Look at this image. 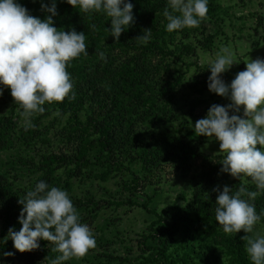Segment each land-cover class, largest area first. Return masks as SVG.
<instances>
[{"label":"trees","instance_id":"trees-1","mask_svg":"<svg viewBox=\"0 0 264 264\" xmlns=\"http://www.w3.org/2000/svg\"><path fill=\"white\" fill-rule=\"evenodd\" d=\"M43 2L49 3V0ZM131 2L134 5L135 22L121 33L117 41L108 32L111 25L106 14L84 13L79 8L74 9L65 0H57L54 26L65 31L74 28L78 32H85L88 55L71 60L66 69L73 81V90L69 95L74 93V98L65 97L62 102L45 104V112L34 114L31 118L34 127L15 125L13 106L20 104L14 102L7 86L0 85L3 101L12 103L8 115L0 116V241L7 228L13 227L18 231L21 227L17 218L23 205L18 200L40 180L66 190L82 222L94 218L98 211L106 207L103 203H109V200H97L90 191H86L83 197L74 195L72 192L76 180L83 181L87 176L105 182L109 173H122L127 159L132 164L142 163L144 169L148 163L167 160L184 170L192 168L195 154L191 147L176 136L177 132L172 133L171 128H166L172 115L170 112L175 108L172 99L174 83L147 78L146 75L157 68L146 71L143 62V56L148 52L167 56L173 54L174 35L166 30L168 21L163 15L167 0ZM19 3L33 16L43 19L48 15L41 10L40 0H19ZM217 7L209 0L206 16L215 19ZM204 22L205 18L199 27L206 31L211 22ZM92 25H95L94 30ZM147 28H151V39L143 44L138 36L143 35ZM216 32H210L209 35L213 37ZM119 47L136 49L137 52L134 57H125L114 63L116 59L111 52ZM179 47V55L183 54L184 49L192 53L194 50L187 43H179ZM100 52L105 54V59L100 58ZM54 112L59 118L69 115L74 120V125L63 133L65 143L72 151H49L36 158L29 150L39 140H46V134L56 118H52L50 126L44 121ZM80 114L83 115L82 121L79 119ZM145 123L149 126L142 128ZM154 130L158 132L156 143L143 137L145 131L153 134ZM192 133L190 130L186 134ZM2 154L9 157L2 159ZM99 164H102L103 170L94 172V166ZM26 170L31 174L23 181V171ZM214 175L212 169L203 168L192 174L190 198L184 207L172 214L159 213L156 220L150 223L151 237L154 238L153 244L147 245L151 251L147 258L150 264H252L246 253L248 234L243 230L235 234L225 233L215 220L216 193L212 189L218 186V182ZM131 181L128 180L129 185L126 187L133 185ZM226 185L234 189L244 185L249 191H257L251 178L243 175L239 179L233 177ZM130 201L134 200L129 194L120 196L116 204ZM252 202L258 214L264 212V193L257 195ZM260 223H264V216ZM47 242L41 240L43 245ZM12 247L11 239L0 242V255L12 252ZM54 247L48 242L45 253L55 255L58 251H54Z\"/></svg>","mask_w":264,"mask_h":264},{"label":"clouds","instance_id":"clouds-1","mask_svg":"<svg viewBox=\"0 0 264 264\" xmlns=\"http://www.w3.org/2000/svg\"><path fill=\"white\" fill-rule=\"evenodd\" d=\"M84 13L102 12L110 18L109 34L119 41L123 31L135 22L131 0H65ZM209 0H167L163 11L168 23L166 30L198 27L208 12ZM57 0L44 3L43 19L33 16L19 0H0V85L7 86L14 102L22 111V126L34 127V114L45 112V104L62 102L73 90V81L66 70L69 62L87 56L85 32L74 28L65 31L54 26ZM93 30L95 25L91 26ZM141 43L151 39V28L138 36ZM100 58L105 59L103 52ZM237 61L223 48L206 67L208 90L230 103H213L203 118L194 124L196 135L215 138L224 153L220 169L234 178L250 177L257 191L244 185L234 189L224 185L214 187L216 193L215 220L223 231L235 234L243 230L253 233L264 212L257 213L255 197L264 193V59H250L245 70L239 71L226 83L222 74ZM3 89L0 88V94ZM242 110L243 115H238ZM231 112V114H230ZM18 216V231L10 227L0 242L11 239L19 252L32 251L45 240L61 253L51 264H62L72 257L81 258L96 246L91 228L81 222L80 214L66 190L37 182L23 198ZM246 253L252 264H264V235L247 238ZM5 252V256L13 255Z\"/></svg>","mask_w":264,"mask_h":264},{"label":"rangeland","instance_id":"rangeland-1","mask_svg":"<svg viewBox=\"0 0 264 264\" xmlns=\"http://www.w3.org/2000/svg\"><path fill=\"white\" fill-rule=\"evenodd\" d=\"M211 1L218 7L214 13L215 19L210 16L205 17L204 24L207 21L211 22L206 31L199 26L174 30L171 32L174 35L172 44H175L172 48V55L148 52L143 56L146 71L150 69L153 71L157 68L155 72L146 75L147 78H151L152 81L158 79L174 83L172 99L175 102V108L170 112L172 115L166 128H171L172 133L177 132L176 136L191 147L195 154L192 168L184 170L183 167H176L171 160H167L160 163H148L144 169L142 163L132 164L127 159L122 173H109L105 182L87 176L83 181L76 180L72 192L74 195L83 197L86 191H90L97 200L99 198L104 199V202L109 200V203H103L106 207L98 211L94 218L82 221L91 228L96 246L90 249L85 256L72 257L63 261L62 264H150L147 258L151 251L147 245L154 242V238L151 237L150 223L156 220L159 213L172 214L178 208L184 207L190 198L192 174L202 168L212 169L218 186L228 184L233 178L230 174L220 171L224 153L219 150V141L204 135H196L194 124L206 115L213 103L220 105L230 103L226 97L210 92L207 87L210 70L206 67L216 58L221 49L227 48L237 61L222 74L226 83H229L236 73L245 70V63L250 59H264V0ZM210 32H216V35L211 37ZM179 43L189 44V47L194 48L193 53L184 49L183 54L179 55L181 51ZM123 49L125 48L112 49L115 51L114 54L113 51L111 52L116 59L114 63L125 57H134L137 52L136 49H125L126 52ZM9 108H12V103L3 101L0 95V116L8 115ZM13 110L15 125H22L21 106H13ZM237 114L243 115L242 110ZM82 116V114L79 115L81 121ZM52 120L53 125L46 134V140L44 142L39 140L29 150V153L35 155L36 158L41 153L49 151L64 153L72 151L71 147L65 143L63 133L74 125V120L69 115L59 118L54 112L44 122L49 123L50 126ZM147 126L149 125L145 123L142 128H147ZM190 130L193 132L192 135L186 134ZM150 132L145 131L143 137L156 143L158 132L156 133V130L153 134ZM1 157L7 159L9 156L2 154ZM102 164L94 166V172L101 169ZM30 174L28 170L23 171V181L27 180ZM128 180H133L131 182L134 186L126 187ZM142 181L145 184L140 185ZM242 181L246 182L243 178ZM129 194L133 202L116 204L120 196ZM138 204H145V206ZM8 229L3 232L2 238L5 237ZM257 234L264 235V223L258 222L254 226L253 233H249L248 237L254 238ZM39 243L40 247L32 251L19 252L12 247L14 254L11 257L0 255V264H51V260L61 255L58 252L53 256L46 254L44 250L48 242L45 245L41 241Z\"/></svg>","mask_w":264,"mask_h":264}]
</instances>
